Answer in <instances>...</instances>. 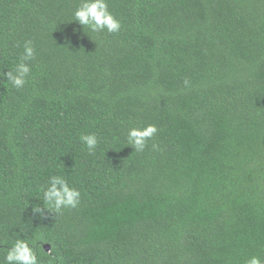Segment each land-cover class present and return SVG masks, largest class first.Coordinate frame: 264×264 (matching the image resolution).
Returning a JSON list of instances; mask_svg holds the SVG:
<instances>
[{
  "label": "trees",
  "instance_id": "1",
  "mask_svg": "<svg viewBox=\"0 0 264 264\" xmlns=\"http://www.w3.org/2000/svg\"><path fill=\"white\" fill-rule=\"evenodd\" d=\"M77 2L0 0V258L39 232L44 264L264 260V0H110L123 27L100 35L72 21ZM27 39L17 91L2 77ZM146 123L136 152L126 128ZM53 174L81 203L41 218Z\"/></svg>",
  "mask_w": 264,
  "mask_h": 264
},
{
  "label": "clouds",
  "instance_id": "2",
  "mask_svg": "<svg viewBox=\"0 0 264 264\" xmlns=\"http://www.w3.org/2000/svg\"><path fill=\"white\" fill-rule=\"evenodd\" d=\"M72 21L77 22L90 33L97 35L117 34L122 30V20L110 8V0H78L77 6L72 12ZM85 33V32H84ZM22 51L18 54L17 60L11 69L7 68L3 72V79L8 82L11 88L19 91L29 83L32 78L33 62L35 61L37 50L34 42L27 39L23 42ZM185 86L189 81H184ZM159 129L154 123H146L140 126L131 125L126 128V142L136 152H143L148 147V142L158 133ZM79 142L89 155H94L100 138L95 132L81 133ZM152 150H158V145L153 143ZM42 206L35 205L34 213L44 216V212L62 214L65 210L78 208L81 203L82 193L79 188L72 186L63 175L53 174L49 176L47 182L39 189ZM17 235L7 247L0 258V264H44L43 259L38 255L40 242L44 241L42 233L35 232L31 238ZM55 257H50L48 264ZM244 264H264V260L259 255H251Z\"/></svg>",
  "mask_w": 264,
  "mask_h": 264
},
{
  "label": "water",
  "instance_id": "3",
  "mask_svg": "<svg viewBox=\"0 0 264 264\" xmlns=\"http://www.w3.org/2000/svg\"><path fill=\"white\" fill-rule=\"evenodd\" d=\"M43 248H44L45 251H47V252L49 251V245H44Z\"/></svg>",
  "mask_w": 264,
  "mask_h": 264
}]
</instances>
